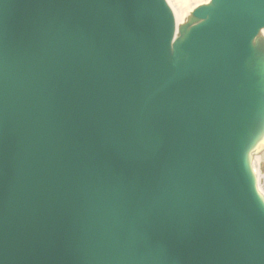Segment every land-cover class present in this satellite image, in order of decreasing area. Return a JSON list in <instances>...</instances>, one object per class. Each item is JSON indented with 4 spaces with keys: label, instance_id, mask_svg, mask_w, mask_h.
Here are the masks:
<instances>
[{
    "label": "water",
    "instance_id": "1",
    "mask_svg": "<svg viewBox=\"0 0 264 264\" xmlns=\"http://www.w3.org/2000/svg\"><path fill=\"white\" fill-rule=\"evenodd\" d=\"M262 26L264 0H224L184 68L164 0H0V264H264L210 207L207 134Z\"/></svg>",
    "mask_w": 264,
    "mask_h": 264
},
{
    "label": "bare ground",
    "instance_id": "2",
    "mask_svg": "<svg viewBox=\"0 0 264 264\" xmlns=\"http://www.w3.org/2000/svg\"><path fill=\"white\" fill-rule=\"evenodd\" d=\"M164 3L173 16L168 58L174 61L172 65L188 68L192 57L181 45L189 40L192 29L208 23L224 0H164ZM201 7L210 11L207 20L194 16ZM235 73L237 79L230 101L221 104L208 122V137L216 140L219 135L221 153L215 161L221 180L219 194L224 195L223 200L212 202L210 207L218 214L233 252L243 257L247 254L246 246L252 247L255 241L264 243V175L260 170L264 163V26L247 43L244 59ZM241 98L242 104L234 111L233 105ZM249 262L255 263V258Z\"/></svg>",
    "mask_w": 264,
    "mask_h": 264
},
{
    "label": "rangeland",
    "instance_id": "3",
    "mask_svg": "<svg viewBox=\"0 0 264 264\" xmlns=\"http://www.w3.org/2000/svg\"><path fill=\"white\" fill-rule=\"evenodd\" d=\"M260 170H261V173L264 175V163L261 164Z\"/></svg>",
    "mask_w": 264,
    "mask_h": 264
}]
</instances>
